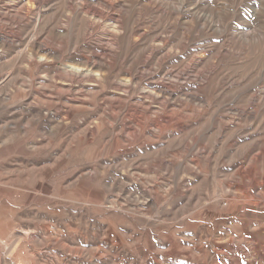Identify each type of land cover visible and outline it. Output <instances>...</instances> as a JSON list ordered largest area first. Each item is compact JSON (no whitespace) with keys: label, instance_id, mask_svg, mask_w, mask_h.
I'll list each match as a JSON object with an SVG mask.
<instances>
[{"label":"rangeland","instance_id":"rangeland-1","mask_svg":"<svg viewBox=\"0 0 264 264\" xmlns=\"http://www.w3.org/2000/svg\"><path fill=\"white\" fill-rule=\"evenodd\" d=\"M0 35V264H264V0H0Z\"/></svg>","mask_w":264,"mask_h":264},{"label":"bare ground","instance_id":"bare-ground-1","mask_svg":"<svg viewBox=\"0 0 264 264\" xmlns=\"http://www.w3.org/2000/svg\"><path fill=\"white\" fill-rule=\"evenodd\" d=\"M1 36V35H0ZM6 38V37H5ZM1 39V38H0ZM4 39V38H3ZM9 39V38H8ZM1 42H0V47H4L5 46V43L3 42V40L1 39L0 40ZM41 50V49H40ZM39 50V51H40ZM42 51V50H41ZM54 52V51H53ZM83 57V56H82ZM81 57V58H82ZM78 59V58H77ZM91 60V62H92V59H90ZM83 61V60H82ZM96 61V60H95ZM94 61V62H95ZM101 61V60H100ZM77 62H80V61H77ZM91 62L90 61H88V59H84V62L82 63L83 65H86V66H92V65H95V64H91ZM94 62H92V63H94ZM29 63V62H28ZM101 63H103V62H101ZM105 63V62H104ZM97 64V63H96ZM106 64V63H105ZM104 64V65H105ZM69 66V65H68ZM108 66V65H107ZM98 67V66H97ZM102 67V66H101ZM101 67L99 68V69H101ZM77 68V67H76ZM86 68V67H85ZM74 69H75V67H74ZM86 69H88V68H86ZM93 70V69H92ZM103 70V69H102ZM84 71V70H83ZM79 73H81V72H79ZM87 73V72H86ZM91 74H92V72H91ZM76 75V74H75ZM79 75V74H78ZM82 75V74H81ZM77 76V75H76Z\"/></svg>","mask_w":264,"mask_h":264},{"label":"water","instance_id":"water-1","mask_svg":"<svg viewBox=\"0 0 264 264\" xmlns=\"http://www.w3.org/2000/svg\"><path fill=\"white\" fill-rule=\"evenodd\" d=\"M19 264H24L23 262H19Z\"/></svg>","mask_w":264,"mask_h":264}]
</instances>
